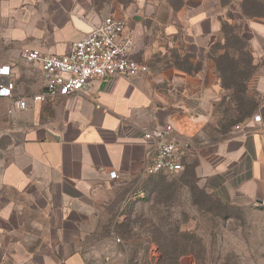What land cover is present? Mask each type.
<instances>
[{
    "label": "crops",
    "instance_id": "obj_1",
    "mask_svg": "<svg viewBox=\"0 0 264 264\" xmlns=\"http://www.w3.org/2000/svg\"><path fill=\"white\" fill-rule=\"evenodd\" d=\"M134 8L140 12L133 14ZM223 12L220 0H185L179 8L170 0H0V65L12 68L0 82H14L13 97L44 89L42 71L23 58L25 49L66 53L107 15L126 19L132 56L142 66L136 76L96 79L88 92L14 113L19 124L1 182L48 217L54 264H89L82 249L92 246L102 219L153 178L142 175L150 146L144 128L173 123L190 142L186 164L225 200L249 206L264 200V76L248 83L261 99L251 117L218 140L205 131L224 92L207 58L220 37ZM249 28L264 38L263 21L246 23L244 33ZM173 52L190 54L202 67L187 72Z\"/></svg>",
    "mask_w": 264,
    "mask_h": 264
},
{
    "label": "rangeland",
    "instance_id": "obj_2",
    "mask_svg": "<svg viewBox=\"0 0 264 264\" xmlns=\"http://www.w3.org/2000/svg\"><path fill=\"white\" fill-rule=\"evenodd\" d=\"M240 2L222 0L228 3L223 15L233 16L232 24L246 30V23L264 22V17H244ZM159 13L166 14V8L160 7ZM243 35L257 65L254 76H264V38L251 28ZM227 93L221 92L205 126L210 140L224 138L233 127L231 119L240 118L236 100ZM247 96L260 103L257 89L248 87ZM11 100L0 101V264H54L48 217L28 196L1 182L19 124L14 113L20 111L10 112ZM190 165L154 177L152 184L142 186L147 190L137 187L116 202L89 241L92 246L82 249L89 264H264V207L225 200L200 183Z\"/></svg>",
    "mask_w": 264,
    "mask_h": 264
},
{
    "label": "built area",
    "instance_id": "obj_3",
    "mask_svg": "<svg viewBox=\"0 0 264 264\" xmlns=\"http://www.w3.org/2000/svg\"><path fill=\"white\" fill-rule=\"evenodd\" d=\"M134 37L126 19L107 15L91 32L73 42L66 53H44L25 49L23 58L37 63L44 78V89L30 97H13L14 82H0V99L13 97L14 110L24 111L31 103L88 92L96 79L138 75L142 66L132 56ZM10 65H0V76H10ZM260 121L261 116L255 115ZM144 139L150 142L142 175H172L185 169L190 142L181 138L173 123L144 128ZM111 177L117 172L111 171ZM264 207V200L255 202Z\"/></svg>",
    "mask_w": 264,
    "mask_h": 264
},
{
    "label": "trees",
    "instance_id": "obj_4",
    "mask_svg": "<svg viewBox=\"0 0 264 264\" xmlns=\"http://www.w3.org/2000/svg\"><path fill=\"white\" fill-rule=\"evenodd\" d=\"M185 0H179L178 2L171 1L174 8H179ZM220 3L223 7L228 3ZM239 8L246 18L264 17V0H242L239 3ZM234 17L228 16L221 17V30L220 37L213 42L207 51V58L214 62L217 76L220 80L221 86L226 93H230L226 96L233 100H236V106L239 119L233 120L232 126L238 124L239 121H243L251 117L258 108V103L250 100L247 96V88L249 81L256 73L257 65L254 62V56L249 49L248 40L244 37L241 26L232 24ZM225 20V21H224ZM231 20V21H230ZM172 57L175 64L184 68L187 72L192 73L202 67V62L192 63L190 60L191 55H179L173 52ZM192 172L194 167L191 166ZM185 170V169H184ZM187 170V169H186ZM167 176V175H154L152 176ZM151 177V176H150ZM153 178L149 179L145 185L153 183ZM159 183V182H156ZM147 189V187L145 188ZM180 264V263H178Z\"/></svg>",
    "mask_w": 264,
    "mask_h": 264
}]
</instances>
